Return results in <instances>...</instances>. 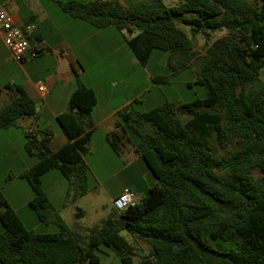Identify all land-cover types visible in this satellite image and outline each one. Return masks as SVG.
I'll use <instances>...</instances> for the list:
<instances>
[{"label":"trees","instance_id":"1","mask_svg":"<svg viewBox=\"0 0 264 264\" xmlns=\"http://www.w3.org/2000/svg\"><path fill=\"white\" fill-rule=\"evenodd\" d=\"M61 7L94 29L126 31V45L142 67L155 51L166 54L173 73L194 66L195 84L206 96L147 110L137 99L116 113L109 147L118 154L123 140H131L153 185L140 203L81 238L53 212L42 187L44 175L57 171L68 182L67 201L88 193L83 157L97 98L75 74L67 111L56 118L69 142L52 152L51 132L25 134L24 151L36 162L20 176L33 192L28 208L58 231L28 230L0 195V264H99L100 247L114 250L122 264H264V0H181L175 7L148 0L131 9L103 0ZM178 20L192 36L226 35L200 56ZM153 82L169 79L157 75ZM7 89L16 97L0 108V131L36 111L20 85ZM130 240L147 248L137 262Z\"/></svg>","mask_w":264,"mask_h":264},{"label":"crops","instance_id":"2","mask_svg":"<svg viewBox=\"0 0 264 264\" xmlns=\"http://www.w3.org/2000/svg\"><path fill=\"white\" fill-rule=\"evenodd\" d=\"M93 1L103 0H5L4 3L0 4L9 12L15 25L19 28L23 29L25 25L29 24L35 26L31 41L41 53L34 60H27L22 64L16 63L19 76L12 85H20L24 89L33 101L36 111L33 116L18 120L17 126L25 134L28 129H31L32 134L36 136L43 131L51 132L52 138L48 146L52 152H56L69 142L58 126L56 118L67 111L68 100L76 88L75 74L94 91L97 98V103L91 113L93 127L91 128L92 134L87 146V154L95 155L99 147L104 151L107 150L109 144L106 136L115 129L117 123L116 113L135 101V99H128L116 104L114 103L115 96L124 92L125 88L113 82L98 84L86 77L91 67L96 63L98 64L97 60L103 61L106 69L105 74L117 68L120 69L114 63V59L121 52H125L126 40L130 38L126 31H117L113 27L94 29L83 22L72 19L61 7L62 3L67 2L85 4ZM117 1L124 8L131 9L146 3L148 0ZM0 43L4 46L1 38ZM161 59L166 60V56H161ZM109 60H113V62L110 63ZM39 85L46 87V94L38 91ZM157 85L159 84L154 83L153 89ZM143 94V92L138 93L136 97L141 99L145 96ZM0 96L2 98L0 108L16 97L7 88L0 92ZM99 129H102V134L100 145L97 146L93 141V137ZM117 157L121 158L125 165L115 176L123 173L129 177V184L125 185L116 197L124 189L133 190L142 197V193L138 192L137 188L146 193L153 185V180L144 169H142V180L140 182L135 183L130 176L129 170L135 165L140 166V160L135 153L131 140L127 138L123 140ZM83 159L87 167L90 168L85 156ZM31 167L32 165H29L21 169L20 176ZM43 178L46 180H42V187L44 181L50 184L53 181L57 182V184H54L55 188L50 189V191L43 188L49 202L51 203L52 196H55L57 200L62 197L63 190L58 185V183L60 184L58 176L52 171L44 175ZM108 178V181L113 179V174ZM14 181L16 180H11V183H14ZM15 188L16 190L13 193L5 194L4 199L7 205L19 216L24 226L25 219L21 217V212L25 214V218L29 220L30 224L27 223L28 228L37 233V230H40L41 223L35 220L34 215L28 210V203L33 198V192L30 186L23 182H20ZM39 234H43V232L40 231ZM147 253L146 251L144 254Z\"/></svg>","mask_w":264,"mask_h":264},{"label":"rangeland","instance_id":"3","mask_svg":"<svg viewBox=\"0 0 264 264\" xmlns=\"http://www.w3.org/2000/svg\"><path fill=\"white\" fill-rule=\"evenodd\" d=\"M4 1L0 0V4L4 3ZM240 1L254 3V0ZM162 2L167 7H175L181 4V0H162ZM177 23L188 34L189 38H192L195 49L200 56L204 55L205 50L213 41L226 35V32L222 30L212 33L208 38L201 35L192 36L189 27L181 25L179 20ZM124 51L114 59V63L120 69L117 68L105 74L106 69L103 61L97 60L98 64L95 62L96 64L91 67L89 73L86 75V77L95 83L110 84L113 82L125 88L124 92L115 96L114 103L118 104L128 99L136 100L138 99L136 97L137 94L141 92L145 94L140 99L143 102L141 107L143 110L151 109L165 101L170 103H188L195 99L205 98V89L195 84L197 75L194 66L173 73L167 68L166 60L163 61L161 59V56H166V54L161 51H155L146 67H142L132 57L128 47H125ZM109 61L110 63L113 62V60ZM17 67L16 62L12 60L8 50L0 43V92L8 88V86H11L14 81H17L19 76ZM157 75L168 77L169 82L159 84L153 89V78ZM1 102L2 98L0 96ZM24 134V131L19 126L0 131V195L3 198L5 194L13 193L16 190L15 187L20 182L27 184L25 179H21L19 173L21 169L33 165L36 162L35 158L29 157L24 151V146L27 142ZM101 134L102 129H99L93 137V141L97 146L100 145ZM84 156L90 166L87 171L88 193L75 202L67 201L68 182L57 171H53L60 179V184L58 183V185L62 187L63 194L58 200L55 196H52L50 203L53 212L57 213L69 229L79 234L81 238H86L89 230L97 229L110 215H118V212L112 206V201L125 185L129 184V177L123 173L115 176L117 172L122 170L125 164L110 147L106 151L99 147L95 155H91V153L87 154L86 152ZM142 169L148 172L144 163L140 161V166L135 165L129 170L131 173L130 176L134 179L135 183L142 180ZM111 174H113L114 178L108 181V177ZM254 175L260 179L258 171H255ZM45 178L42 180H46ZM11 180L16 181L11 183ZM54 184H57V182L53 181L50 184L44 181L43 188L45 190L49 189L50 191V189L55 188ZM137 191L142 193V195L145 194V192H142L138 188ZM28 210L34 215L35 220L38 221L36 213L30 209ZM21 217L25 219V227L31 230L28 228L29 220H26L25 214L22 212ZM40 231L43 233H56L58 229L53 224L41 223L40 230H37V233ZM122 235L124 234L122 233ZM129 243L133 248L131 251L133 261L137 262L138 255L146 253L147 248L140 243L132 242V240ZM100 252L97 254L99 264H122L114 250L100 247Z\"/></svg>","mask_w":264,"mask_h":264},{"label":"built area","instance_id":"4","mask_svg":"<svg viewBox=\"0 0 264 264\" xmlns=\"http://www.w3.org/2000/svg\"><path fill=\"white\" fill-rule=\"evenodd\" d=\"M34 29L35 26L32 24L25 25L23 29L16 26L9 12L0 6V38L14 62L22 64L27 60H34L40 55L41 51L31 41ZM38 91L42 94L47 93L44 85H39ZM31 133V129L26 131V134ZM141 199L142 197L133 190L124 189L112 201V206L114 210L121 212L140 203Z\"/></svg>","mask_w":264,"mask_h":264}]
</instances>
